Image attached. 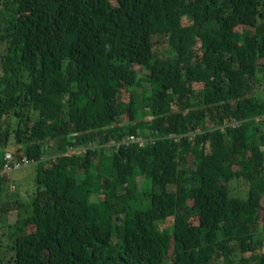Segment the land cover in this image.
<instances>
[{
    "label": "trees",
    "instance_id": "obj_1",
    "mask_svg": "<svg viewBox=\"0 0 264 264\" xmlns=\"http://www.w3.org/2000/svg\"><path fill=\"white\" fill-rule=\"evenodd\" d=\"M262 114L264 0H0V264H264Z\"/></svg>",
    "mask_w": 264,
    "mask_h": 264
},
{
    "label": "rangeland",
    "instance_id": "obj_2",
    "mask_svg": "<svg viewBox=\"0 0 264 264\" xmlns=\"http://www.w3.org/2000/svg\"><path fill=\"white\" fill-rule=\"evenodd\" d=\"M134 69L137 71L138 67H134ZM259 128L263 129L261 126ZM137 137H139V136H137ZM145 143H146V140L143 142V144H145ZM79 153L80 152L73 151L70 154L76 156V155H79ZM24 175L27 176L26 180H24V178H23ZM33 177H34V168L33 167H28V168H24L22 170H17V171L12 172V175L10 176V179L12 180V182H14V185H16V186L21 183L26 188H29L31 186V184L33 186ZM238 190H239V188H238ZM240 196H244V193H241ZM9 205H10V202H8V206ZM10 207L11 208H10V211L8 213L6 211V212H2V214L0 215V221L2 223L12 224V223L15 222V219H16V215L14 214L15 213V208L12 205H10ZM258 226L260 227L261 225L258 224Z\"/></svg>",
    "mask_w": 264,
    "mask_h": 264
},
{
    "label": "bare ground",
    "instance_id": "obj_3",
    "mask_svg": "<svg viewBox=\"0 0 264 264\" xmlns=\"http://www.w3.org/2000/svg\"><path fill=\"white\" fill-rule=\"evenodd\" d=\"M255 120H257V121L264 120V114L255 117ZM242 122H243V120H241V119H238V120H236V119H232V121H230V120H228V119H225V120H224L223 127H225V126H232V127H233V126H237V125H240V123H242ZM144 141H145V138H143V137H141V136L137 137V136H135V135H130L126 140L123 141V145L137 144L138 146H140L139 143L141 142L142 145H143V142H144ZM142 145H141V146H142ZM118 146H119V145L117 144V145H116V148H117ZM73 151H76V150L72 149V150H69L68 152L71 153V152H73ZM16 161H17V160L13 157V155H12V153H11L10 150L5 151V153H4V155H3V163H4V164H8V165H11V166H14V165H15V166H18ZM26 161H27L28 163H31L33 160H26ZM4 164H3V165H4ZM14 171H17V167H16L15 169L11 170V171H6V170L4 169V167L2 166V167L0 168V177L6 175L7 178H10V176L12 175V172H14ZM12 185H13V184H11V186H12Z\"/></svg>",
    "mask_w": 264,
    "mask_h": 264
},
{
    "label": "built area",
    "instance_id": "obj_4",
    "mask_svg": "<svg viewBox=\"0 0 264 264\" xmlns=\"http://www.w3.org/2000/svg\"><path fill=\"white\" fill-rule=\"evenodd\" d=\"M139 145L141 146L142 143L140 142ZM3 167H4V169L6 171H11V170L15 169L17 166H15V165L14 166H11V165H8V164H4Z\"/></svg>",
    "mask_w": 264,
    "mask_h": 264
}]
</instances>
